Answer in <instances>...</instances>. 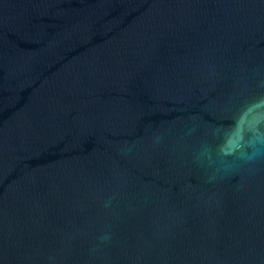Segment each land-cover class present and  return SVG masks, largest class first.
Returning <instances> with one entry per match:
<instances>
[{"label": "water", "instance_id": "95a60500", "mask_svg": "<svg viewBox=\"0 0 264 264\" xmlns=\"http://www.w3.org/2000/svg\"><path fill=\"white\" fill-rule=\"evenodd\" d=\"M0 264H264V0H0Z\"/></svg>", "mask_w": 264, "mask_h": 264}]
</instances>
